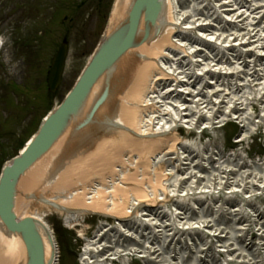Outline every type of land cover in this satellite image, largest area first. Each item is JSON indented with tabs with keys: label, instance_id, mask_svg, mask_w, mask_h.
<instances>
[{
	"label": "bare ground",
	"instance_id": "6f19581e",
	"mask_svg": "<svg viewBox=\"0 0 264 264\" xmlns=\"http://www.w3.org/2000/svg\"><path fill=\"white\" fill-rule=\"evenodd\" d=\"M132 1H114L108 32ZM136 2L126 49L86 102L106 91L118 108L104 105L85 130L91 135L79 141L65 134L17 179L15 220L33 216L44 224L43 212L52 211L71 227L87 214L114 219L117 227L103 225L86 240L84 264L135 255L146 264H209L221 256L264 264V207L255 202L264 196V165L240 162L244 157L215 142L182 144L176 129L204 133L233 124L241 145L264 125V0ZM192 30L196 35L187 34ZM79 113L65 115L57 129L77 123ZM98 124L109 130L101 139L94 138ZM90 140L93 149H83ZM87 165L94 170L82 175ZM133 213L141 219L127 221ZM47 235L45 263L54 258ZM25 249L0 218V264H26Z\"/></svg>",
	"mask_w": 264,
	"mask_h": 264
},
{
	"label": "rangeland",
	"instance_id": "374dc122",
	"mask_svg": "<svg viewBox=\"0 0 264 264\" xmlns=\"http://www.w3.org/2000/svg\"><path fill=\"white\" fill-rule=\"evenodd\" d=\"M112 2L113 0H0V165L30 138L43 117L59 103L77 79L100 39ZM63 38L69 44L68 55L62 82L55 95H52L47 91L46 73ZM2 67L6 77L4 80L12 81L17 88H11L15 95L9 87L3 85ZM231 128L232 126L226 130L205 132L201 134V138L199 134H195L186 142L197 148L215 142V146L223 149L226 147V154L234 152L244 157L240 162L246 161L252 166L259 164L262 168L264 125L253 130L245 142L234 148H231L233 143H229L227 138L224 141L225 132L229 134L232 132ZM93 170L88 165L84 170L81 168L82 175ZM69 179H72L71 176ZM245 196L243 194L238 197L241 199ZM255 202L264 207V196L260 195ZM241 205L244 209L248 208L246 204ZM43 219L55 230L61 249V263L74 264L77 253L84 246L83 240L77 235L80 228L77 226L67 229L63 225L64 217L54 211L43 212ZM85 219L84 225L91 227L88 232L96 230L94 226L99 221L94 217ZM85 227L87 226L83 228ZM249 229L250 232L253 231L252 228ZM254 242H258L257 238ZM227 261L228 256H221L216 263L209 264H239ZM124 262L134 264L123 259L115 264Z\"/></svg>",
	"mask_w": 264,
	"mask_h": 264
},
{
	"label": "water",
	"instance_id": "95a60500",
	"mask_svg": "<svg viewBox=\"0 0 264 264\" xmlns=\"http://www.w3.org/2000/svg\"><path fill=\"white\" fill-rule=\"evenodd\" d=\"M135 8H137V2L133 0L126 17L103 38L71 93L42 124L37 135L27 145L26 150L19 157L12 160L9 165H6L2 171L0 177V218L9 232L17 233L21 240L26 242V264H45V251L42 236L36 223L32 219L19 222L15 220L13 212L15 197L13 192L17 179L25 175L24 172L55 145L66 133V130H68L67 132H71L73 129V131H76L80 128L78 125L83 127L92 121L93 115L95 116L96 111L106 100L107 95H105L106 91H103L100 97L93 100L91 107V103L88 104V107L86 106L87 99L89 100L88 96L97 80L102 75L110 73L120 55L124 53L126 47L122 48V42L129 36L128 32L130 33L133 28L134 18L137 15ZM66 54L67 44L64 41L53 57L48 71L47 85L50 92H54L59 84ZM79 111L82 118L78 121V125L75 126L71 123V126L68 127L69 122L64 121L57 129L58 126L56 125L65 115L69 113L76 114ZM25 231L30 234L29 239L23 236Z\"/></svg>",
	"mask_w": 264,
	"mask_h": 264
}]
</instances>
